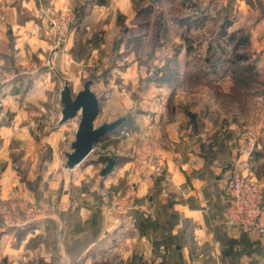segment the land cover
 Returning a JSON list of instances; mask_svg holds the SVG:
<instances>
[{
  "label": "rangeland",
  "instance_id": "obj_1",
  "mask_svg": "<svg viewBox=\"0 0 264 264\" xmlns=\"http://www.w3.org/2000/svg\"><path fill=\"white\" fill-rule=\"evenodd\" d=\"M132 3L137 8L136 18L121 26L114 39L118 41L111 47L107 46L108 50L106 45H99L97 41L102 34L94 33L93 44L82 47L78 43V52L72 61L67 60L71 69L63 66L61 71L57 70V77L52 76L55 71L54 57L46 53L42 59H33L32 62L37 65L32 67L40 66L37 71L43 73V77L37 80V89L33 88L30 94L27 89L32 76L23 77L17 84L21 94L26 91V102H22L24 97L17 94V86L3 91L5 79L9 82L14 78L11 73L0 78V116L3 117L0 124H10L11 117L19 113L18 123L27 126L29 135L40 146L34 160L35 177L27 179L29 173L25 168L16 169L18 178L31 193L33 200L29 204L33 213L35 209L38 211L41 203L48 209L50 206L57 207L60 213V217L55 219L58 226L51 221L46 222L38 230L39 235L32 237L28 245H50L53 232L62 238L64 230H70L75 223H79L80 209L88 210L91 202L95 201L101 202L104 216L125 231L123 240L119 242L123 243V247L102 255L99 258L102 264H193L195 259L200 261L198 264H249L254 259L248 258L251 256L250 247L241 240V234H253L232 231L223 221V177L221 187L217 188L219 201L209 200L211 204L207 208L211 206V210H207L203 219L195 217L199 213V199L190 192L193 190L191 185H188L190 188L185 194L176 192L167 180L162 165L150 164L149 153L155 143L153 133L149 131V122L152 111L159 112L160 116L180 114L186 121L187 115L191 114L192 118L185 123L199 127L192 110L197 109L207 116L209 105L214 101L218 120L224 116L230 123L241 121L250 116V111L253 112V119L257 118L261 96H264V68L260 75L255 74L247 82L249 77L232 74L229 62L236 63L237 56L243 55L247 57V65L257 70L259 55L256 42L259 33L251 35L252 43L248 40V44L241 46L239 40L244 36L238 31L258 20L264 23V0H132ZM188 19H197V22L189 24ZM69 20L67 13L50 15L49 27L57 36L55 47L58 49L69 31ZM87 36L84 29L83 35L76 38L77 42L87 39ZM207 56L218 58L217 62L222 64L217 86L206 84L210 81V75L203 68ZM42 69H47L50 75H44ZM199 70L201 72L194 76V71ZM87 80L92 81L91 91L100 102L94 126L124 117L127 121L120 128L126 129L129 137H119L115 130L96 142L80 168H86V163L95 167H92L90 179L86 184L74 187L71 180L65 179L68 171L65 154L71 151L70 143L74 139L79 116L60 123L58 95L64 81L75 94ZM45 87L47 89L42 90ZM40 92L41 98L36 97ZM14 95H17L16 98ZM4 96H7L5 100ZM168 101L173 105L176 103V108L172 105L169 109L171 112L165 109ZM158 123L157 127H160L162 123ZM220 125L222 123L218 127ZM238 126L240 128V124ZM255 126V122L253 125L250 123L251 130H246L247 135H253ZM222 131L227 130L223 128ZM241 131L238 129L239 134ZM139 152L140 157L137 155ZM104 157L120 159L118 167L132 162L125 171L127 178H117L114 171L117 164L102 177L100 171L105 163L101 159ZM11 161L17 163L18 157L13 155ZM41 164L51 165L48 169H53L52 172H44ZM149 166L153 168L150 173ZM149 175L153 180L150 187ZM98 179L100 185L97 184ZM204 190L215 194L212 188ZM16 195L17 198L13 199L15 203L23 200L18 193ZM193 210L195 212H191ZM23 214L26 215L24 204L18 206L12 203L10 207L0 199V229L23 227ZM81 216H86L85 210ZM86 226H90L89 223ZM200 228H204L202 232H199ZM115 238L107 235L100 242L105 241L108 246ZM91 239L90 236L85 237V241ZM184 248L186 251H183Z\"/></svg>",
  "mask_w": 264,
  "mask_h": 264
},
{
  "label": "crops",
  "instance_id": "obj_2",
  "mask_svg": "<svg viewBox=\"0 0 264 264\" xmlns=\"http://www.w3.org/2000/svg\"><path fill=\"white\" fill-rule=\"evenodd\" d=\"M136 11L137 8L132 0H0V78L6 76L7 73H11L14 77L9 82L5 79L3 91L5 88L10 91L13 86H17V90H19L17 94L24 97L22 102H26V91L21 94L22 91L17 84L23 77L32 76L33 80L30 81V86L27 89L30 94L33 88L36 91L37 80L39 81L43 77V73L40 72L39 74L37 71L40 66L32 67L37 65L32 62L33 59L36 57L42 59L46 53L48 56L54 57L55 71L53 70L54 75L52 76L56 75L57 77V72L61 71L63 66L67 65L71 69L67 60L72 61L78 52V43L82 44V47L85 44L90 46L93 44L92 35L100 32L102 38L97 41H99V45H106L108 50L109 47L107 46L110 45L111 47L115 43L116 40L114 39L117 37L121 26L131 23L136 18ZM56 12L67 13L70 18L69 31L66 32L63 44L59 49L55 47L57 36L49 27L50 15ZM248 27L249 43H252L251 35L259 33L256 42L259 63L254 74L260 75L261 69L264 68V23L258 20ZM83 28L89 37L87 36V39L77 42L76 38L83 35ZM94 49L93 52H95ZM31 71L40 76H33ZM42 71L45 73L44 75H50L47 69H42ZM200 72V70L194 71V76ZM208 74L210 75V86L216 85L218 79L212 73L208 72ZM46 89L47 87L42 90ZM41 92L36 97L41 98ZM16 96L14 95L15 98ZM6 97H3L4 100ZM261 97L262 102L259 105L257 118L253 119V112L250 111L249 117L245 116V119L234 120L231 123L224 116H222L223 119L218 120L216 101L209 105L207 116L204 115V112L201 114V111L197 109L192 110L199 127L185 123L192 118L191 114L187 115L189 117L185 116L186 121L180 114L177 116H165L164 114L160 116L158 111V113L152 111L149 131L153 133L155 145H152L149 153L150 164L162 165L167 180L170 184L172 183L171 185L176 192L182 191L185 194L190 188L188 185H191L193 190L190 192L195 193L199 199L197 204L199 213L195 217L203 219L207 210H211V206L210 209L207 208L210 203L209 200L219 201L218 196L220 194L217 192V188L221 187L222 177L224 178L225 172L228 170L236 171L243 177L257 182L264 192V96ZM152 102L155 109L156 103L154 100ZM172 105L173 102L168 101L165 109H171ZM149 107L151 106L149 105ZM1 118L3 117L0 116V120ZM11 118L13 119L10 124H0V199L4 200L5 204L10 207L12 203L18 206L24 204L26 215L23 214L25 217V221L22 223L23 227L10 230L0 229V264H99V258L102 255L105 256L107 252L112 253L121 249L123 243L119 242L123 240L122 236L125 231L116 227L117 224H113L112 219L104 216L101 202H97V204L95 201L91 202L88 210L80 209L79 223H75L70 230H64L65 233L63 232L62 238L53 232L51 237L54 236V238L50 245L42 243H30L28 245L32 237L39 235L38 230H41L46 222L51 221L57 227L55 219L60 217V213L57 207L50 206L48 209L43 203H41L38 211L35 209L33 213V207L29 204L33 200L31 193L26 190L24 182L18 178L16 169L25 168L26 172L29 173L27 179H30V176L35 177V174L33 175L36 171L34 160L40 146L38 143L36 145L35 140L29 135L27 126L24 123H18L19 113ZM136 120L138 119L136 118ZM159 121L162 124L157 127ZM254 122L256 126L253 135H247V132L251 130L250 123L253 125ZM220 123L222 125L218 127ZM238 124H240V128ZM223 128L227 131H222ZM238 129L242 130L240 134ZM56 131L57 129L53 132L56 133ZM55 140L57 143L58 137ZM140 153L137 154L139 157ZM13 155L18 157L17 163L11 161ZM83 162L72 170L67 169L68 171L65 173L67 174L65 179L71 180L74 187H78L80 183L86 184L90 179L89 176L94 166L91 163H86V168L80 169ZM128 164L115 166L114 171H116L119 180L127 178L128 175H125V171L129 169ZM43 165L41 164L44 172H52L53 169H48L51 165ZM152 170L153 168L149 166V173ZM152 183L153 180L149 175V187ZM97 184L100 185L99 179ZM71 187L73 188V186ZM204 188H212L215 190V194L211 191L207 192ZM14 190L15 192H13ZM15 193H18L23 200L15 203L14 200L17 198ZM208 195H212V197ZM94 198L99 201L95 195ZM37 200L39 201V199ZM62 202L64 203V200ZM62 209L66 208L62 207ZM84 210L86 216L82 217ZM191 212H195V210ZM29 217L30 219H27ZM91 219L93 225H91ZM88 223L90 226H86ZM203 229L200 228L199 232H202ZM55 230L53 229V231ZM232 231L235 230L232 229ZM107 235L113 238L116 236L113 243L108 246H106L105 241L100 242ZM86 236L92 237L93 239L90 240L92 242L85 241ZM246 236L251 242L249 245L251 256L248 258L254 259L249 263L264 264V237ZM87 242L90 244L87 245ZM195 246L199 247L200 245ZM176 249L178 248L176 247ZM183 251H186V248ZM198 262L200 261L195 259L193 264H198Z\"/></svg>",
  "mask_w": 264,
  "mask_h": 264
},
{
  "label": "water",
  "instance_id": "obj_3",
  "mask_svg": "<svg viewBox=\"0 0 264 264\" xmlns=\"http://www.w3.org/2000/svg\"><path fill=\"white\" fill-rule=\"evenodd\" d=\"M91 85L92 81L87 80L82 84V88L73 94L67 81H64L60 91V123H65L79 116L74 139L70 143L71 151L65 154V167L69 170L85 160L97 140L117 129L125 121L124 117H120L111 122H103L97 127L94 126L99 114V100L91 91ZM114 166V160L106 158L105 166L101 169L100 175L104 177Z\"/></svg>",
  "mask_w": 264,
  "mask_h": 264
},
{
  "label": "built area",
  "instance_id": "obj_4",
  "mask_svg": "<svg viewBox=\"0 0 264 264\" xmlns=\"http://www.w3.org/2000/svg\"><path fill=\"white\" fill-rule=\"evenodd\" d=\"M116 131L119 137H129L124 128H117ZM223 180L225 225L242 233L264 236V193L257 182L233 170L225 173Z\"/></svg>",
  "mask_w": 264,
  "mask_h": 264
},
{
  "label": "trees",
  "instance_id": "obj_5",
  "mask_svg": "<svg viewBox=\"0 0 264 264\" xmlns=\"http://www.w3.org/2000/svg\"><path fill=\"white\" fill-rule=\"evenodd\" d=\"M193 20L194 19H188L189 24H192V22H194V23L197 22V19H195L194 21ZM180 23H182V21ZM226 27H227V25H226ZM238 32L242 33V35L244 36V37H241V39L239 40V44L241 46H244L245 44H248L249 27L248 26L244 27V28L242 27ZM189 49H190V47H189ZM210 56H207V57L204 58V65H203L204 67L203 68L206 70V72L212 73L214 75V77L217 79L218 76H219V73L221 71L222 64L217 62L218 58H214V57H210ZM212 56H214V55H212ZM212 58H214V59H212ZM246 60H247L246 56L238 55L237 56V61L238 62L234 63V62L230 61L229 63H230L231 68H232L231 69L232 74H236L237 73V74H240L241 77H245V78L249 77L247 79V82H249L250 78L253 79L255 74H254V67L252 65H247L248 63L246 62ZM243 79L244 78L241 79V82H242ZM237 81H239V80L237 79ZM206 84L210 85V81H209V83H206ZM214 86H216V85H214ZM126 121H127V119L125 118V122ZM123 124L124 123H122L118 128H120ZM114 131H112V132H114ZM112 132H110V133H112ZM110 133H108V134H110ZM99 140H101V138ZM99 140H97L96 142H98ZM106 158H108V157H104V158L101 159L103 163H105V159ZM112 159L114 160V164H118L119 163L120 159H115V158H112ZM225 208H226V202L224 201V210H225ZM90 222H91V225H93L92 219L90 220ZM241 237H242L241 240L246 242L248 247H249L251 242L248 240L247 236L245 234H241Z\"/></svg>",
  "mask_w": 264,
  "mask_h": 264
}]
</instances>
